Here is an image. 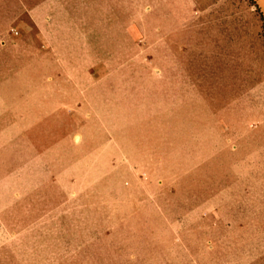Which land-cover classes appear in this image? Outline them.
I'll use <instances>...</instances> for the list:
<instances>
[{"label":"rangeland","instance_id":"1","mask_svg":"<svg viewBox=\"0 0 264 264\" xmlns=\"http://www.w3.org/2000/svg\"><path fill=\"white\" fill-rule=\"evenodd\" d=\"M92 1L0 0V264H264V0Z\"/></svg>","mask_w":264,"mask_h":264},{"label":"crops","instance_id":"2","mask_svg":"<svg viewBox=\"0 0 264 264\" xmlns=\"http://www.w3.org/2000/svg\"><path fill=\"white\" fill-rule=\"evenodd\" d=\"M81 3H85L83 5L84 8H91V9H95V3L92 1V0H80ZM248 2L247 6L245 5L244 1L243 0H237V1H234L232 2H229V3H225L226 5L221 9V10H224L226 9L224 12V17L222 18H219L217 20V23H219L222 27V28H225L224 30H226V27L229 26V25H237V24H241L243 23L244 19L242 18L241 16V12L242 10L244 9V7H246L247 9H251L252 11H255L257 12L258 10V7L257 5L254 3V0H246ZM123 2H127L129 3L130 0H123ZM90 3V4H88ZM231 5V6H230ZM179 8L177 7H174V10H177L176 12H178L179 14H181L182 17H187L189 15V9H187V7L185 6V2H181V5H178ZM123 7H129L124 5ZM222 7V6H221ZM159 8V6H156V9ZM228 11V12H227ZM163 14V13H162ZM174 15H177V14H173V12L169 15H162L160 16V19L158 20V25H161V26H166L167 25H171L173 26L174 24H177V19ZM165 30H167V33H165V35H169V30L166 28ZM171 32L173 31L172 30V27H171ZM173 33V32H172ZM170 41H172V43L174 42L173 40L170 39ZM174 55V48L171 49V56L173 57ZM175 65H172V72L175 73Z\"/></svg>","mask_w":264,"mask_h":264},{"label":"trees","instance_id":"3","mask_svg":"<svg viewBox=\"0 0 264 264\" xmlns=\"http://www.w3.org/2000/svg\"><path fill=\"white\" fill-rule=\"evenodd\" d=\"M262 34H263V38H264V25L262 26Z\"/></svg>","mask_w":264,"mask_h":264}]
</instances>
